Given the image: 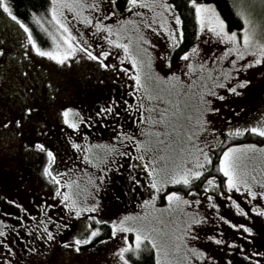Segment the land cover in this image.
I'll use <instances>...</instances> for the list:
<instances>
[{"label": "rangeland", "instance_id": "rangeland-1", "mask_svg": "<svg viewBox=\"0 0 264 264\" xmlns=\"http://www.w3.org/2000/svg\"><path fill=\"white\" fill-rule=\"evenodd\" d=\"M115 1L81 0L73 9L63 5L73 3L74 0H58L57 5L62 22L68 26L74 37L73 43L91 45L89 50L94 54L101 50L108 51L109 56L103 59L108 64L116 65L115 70L101 68L98 61L89 59L79 51L77 56L69 57L64 63L38 55L27 40V33L0 9V49H3L0 59L4 62L2 67L5 71L0 87V207L7 205L15 210L19 218L18 226L10 225L9 229L11 237H20V241L12 243L11 246L15 253L13 264H117L118 258L112 254L122 245L121 237L125 234L118 231L116 237H111L110 223H107L110 228L109 236L100 237L91 245L80 246L78 253L71 247H62L60 241L71 243L73 237L82 234L80 229L85 224L99 226L95 221L87 219L90 216H95L100 221L118 222L120 218L131 215L137 217L139 222L145 212L148 213V220L152 222L153 227L158 230L156 238L161 248V264H189L185 261L184 245L174 237L179 234L177 226L182 225L191 216L208 217L207 224L196 228L199 240H188V244H194L206 252L213 258L214 264H227L228 261L231 264H256L257 260L264 264L263 258L255 255L264 251V216L251 211L252 205L264 207V198L259 195L247 196L243 185L240 186L239 192L235 189L229 191L224 186L226 178L222 173H217L218 160L215 156L207 175L193 185L198 195H189L192 189L183 184H165L154 207L145 208L142 206L143 200L129 196L127 190L130 186H127V189L117 185L119 172L108 170V178L99 180L100 176H104L102 169L117 163L112 160L107 146L116 143L118 127L112 123L89 125L86 119L78 121L77 129L64 123L61 112L66 107L77 110L84 117L92 116L93 120L100 121V118L95 117L100 105L107 106L113 97L117 101H127L132 105L131 108L141 114L138 132L134 135L128 128L119 129L123 133L134 135L138 141L150 144L154 150L153 154H149L151 158L163 157L158 160V167L167 165L170 171L180 165L184 159H188L187 154L193 152L192 145L201 147L205 143L220 141L214 149L217 156L227 146L255 145L254 148L239 150L240 168L246 173L253 191L258 194L264 191V137L250 131L239 136H229L227 132L230 127H247L264 117V64L255 65L246 71L241 70L237 77L231 64L232 59L236 58L235 53L219 59L224 48L231 45L210 39L206 21L203 31H200L197 22L196 38L185 50L196 46L197 51L190 53L189 59L194 66L202 64L203 70L195 67L194 71L190 72L187 68L188 61L181 59L185 51L172 57L176 46L170 44L169 32L176 27L172 17V11L176 10L170 0H139L131 6L127 2L122 10H118ZM164 2L172 5L173 9L165 10L162 7ZM93 3L99 4L100 11L86 6ZM145 4L151 7H144ZM247 5L243 9L237 8L238 12L243 10L248 14L258 26L257 38L264 40V0H251ZM216 11L218 12L217 9ZM86 18H91L93 24H86ZM96 20L112 26L110 39L116 41V44L110 45L104 39L109 35L107 30L97 31ZM161 23L168 31L161 27ZM57 29L58 26L51 22L49 29L41 34L43 40H50L49 44H38L42 49L51 50L53 35L63 44L62 30ZM240 29L235 30L238 35ZM227 30L233 31L228 28ZM119 44H128L130 54L137 59L143 87L136 84V68H133L130 59L124 58L123 49ZM252 59L253 53L249 51L238 64L247 63ZM172 73L180 78V82L167 81L166 78ZM225 75L232 78L225 81ZM238 79L250 81L243 88H237L239 95L228 93L225 88L220 87L222 83L231 87ZM212 92L217 95H211ZM201 95L205 100L211 101V107L219 109L218 113H204V117L210 121L208 127L215 129V132L197 131V117L203 111L200 104ZM221 95L224 96L223 100L219 99ZM148 96L153 98L149 99ZM119 105L129 109L122 102ZM25 106L37 110L23 119L21 126H17L15 120L22 118ZM161 115L164 116L163 122H159ZM69 118H73L72 114ZM189 132L198 136L199 143L197 140H188ZM88 133L98 134L101 141H93L89 145L84 143ZM37 140L54 151L56 161L52 167L60 173L61 183L58 185L42 175L46 163L45 153L26 147ZM131 143L135 145L134 142ZM73 144L79 147H73ZM127 147L123 152L129 155L123 156L124 159L134 154L133 149ZM140 152L143 153V149ZM86 154L89 156L88 160L84 158ZM109 160L112 162H108ZM208 175L216 177L219 187L205 193L202 191V184ZM96 185H99V188H96ZM56 187L60 188V196L55 193ZM170 191L179 192L186 199H200L201 203L183 206L182 209L175 205L168 207L169 202L165 199V194ZM64 192L76 198L81 205H91L99 201L98 210L85 212L80 217L70 214L61 204ZM221 192L224 195H219ZM208 195L213 196L214 203L219 205L218 209L208 207ZM229 196L248 212V216L239 213L227 199ZM41 205L53 207L42 210ZM217 212L219 216L234 224L252 227L253 233L249 236L243 229L232 228L218 219ZM46 216H51L53 222L48 223ZM42 220L54 233L55 241H49L48 244L39 243L43 255L29 259L25 246L31 248L33 241H42L39 239V234L43 231ZM57 223L61 226L59 231ZM64 224L69 227L64 229ZM1 226L0 231L5 233L6 227L1 229ZM32 228L36 232V240ZM20 232L24 235L20 236ZM127 235L132 242L134 235ZM209 235H215L224 243L216 244L207 240ZM244 236L249 238L244 239ZM233 241L237 246L243 245V248L230 247ZM177 244H180L179 250L176 249ZM153 251L156 257L155 249ZM127 255L130 260L134 257L130 253ZM249 256L251 260L247 259ZM191 264L210 262L207 259L193 260Z\"/></svg>", "mask_w": 264, "mask_h": 264}, {"label": "snow or ice", "instance_id": "snow-or-ice-1", "mask_svg": "<svg viewBox=\"0 0 264 264\" xmlns=\"http://www.w3.org/2000/svg\"><path fill=\"white\" fill-rule=\"evenodd\" d=\"M81 0H74L73 3H67L64 4L63 7H67L69 9H73L76 4H79ZM128 5L131 6L135 3H138L139 0H127ZM189 5L193 6L195 8V18L200 26V31H203L205 28V22L207 21V28L210 32V39H215L220 43L230 44L231 47L226 46L224 48L223 55L219 59H223L227 56H229L232 53H235V59H232L231 64L233 66L232 71L236 73V76H239V73L241 70H247L255 65H261L264 64V40L257 38V32H258V26L255 25L248 14L241 10L238 12V15L243 20V27L239 30L240 35H238L237 31H228L226 21L221 18L219 13L216 11L215 6L212 4H206V3H197L196 0H188ZM58 0H51V5L48 9L51 13V22H54L55 25L58 26L57 31L62 30L61 32V38L63 39V44H61L56 36H52V48L51 50H44L42 49L37 41L33 38L32 32L29 28V26L21 19H19L16 15L13 14V11L7 2V0H0V9L3 10L4 13L7 14V16L15 22L16 25L20 29H22L25 33H27V40L29 41L32 50H34L38 55L42 57H49L52 60L57 61L58 63H64L66 60H68L69 57H75L77 56V52H82L85 56H87L91 60L98 61L99 66L101 68L106 69H116V65L114 64H108L103 59L104 57L109 56L108 51L101 50L98 52V54H94L89 49L91 48V45H85V44H74L73 40L74 37H72L71 32L68 28V26L62 22L60 15L58 14ZM87 7L95 8L97 11H100L99 4L93 3L92 5H86ZM144 7H151L149 4H145ZM162 7L165 10H171L173 9L172 5L167 4L166 2L162 3ZM237 8L243 9L244 5L237 4ZM113 13H109V15H112ZM33 19L36 20L37 23H41L40 18L36 16V14L32 13ZM172 17L175 20V28L172 29L169 32V41L172 46H177L179 42L183 39V32L180 30L181 25V18L178 13L175 11H172ZM86 24H93V20L91 18L85 19ZM43 26V25H41ZM151 27V25H148ZM161 27L165 28V31H168V29L165 27L163 23H161ZM95 28L97 31L101 29H105L108 31L109 35L105 36L104 39L107 40L108 44H116L117 42L110 39L111 32H112V26L111 25H105L100 20L95 21ZM242 41V42H241ZM119 47L123 49V55L125 59H130L132 62L133 68H136V73L134 75V79L136 80V84L139 87H143L142 84V73L140 67H138V61L135 57H133L129 52V46L128 44H119ZM197 51L196 46H193L188 51H185L181 59L187 60V68L190 72L194 71L195 67L201 68L203 70V65H197L194 66L193 62L189 59L190 53H195ZM251 51L253 53L254 59L250 60L247 63L244 64H238V61L243 59V57ZM3 53V49H0V54ZM79 58V57H77ZM120 57H117V60H119ZM207 63V62H205ZM120 67L122 68L123 65L121 64ZM125 74L127 75V70H125ZM117 75H119V72H117ZM229 75H225L224 80L227 81L231 79ZM167 81H176L180 82V78L175 74L172 73L170 76H168ZM250 81L246 79H238L235 84H233L231 87L227 85V83L220 84V87H223L226 89L228 93H234L236 95H239L240 93L237 91V88H243L247 84H249ZM211 95L216 96V92H212ZM149 99H152L153 97L148 96ZM220 100L224 99V96H219ZM124 103L128 106L129 109H131L132 105L128 104L127 101H117L115 97H113L107 104V106L100 105L99 111L95 113V117L100 118L101 123L103 122V117L109 114L114 115L115 117H118L120 115L119 112L115 111V107L119 103ZM200 104L203 107V111L200 113V115L197 117V125L199 126L197 131L202 133L204 131H211L215 132V129L209 128L208 125H210V121H208L204 117L205 112L209 113H218L219 109L211 107V101L205 100L204 96L201 95L200 97ZM142 106V105H141ZM36 108L25 106L23 108V114L21 119H16L15 124L17 126L22 125L23 119H26L28 116L31 115L34 111H36ZM70 114H72V119L70 120ZM61 115L64 118V123L70 124V126L73 129H77L79 127L78 121L80 120H87L89 125L93 122V117L88 116L84 117L82 116L77 110L73 108H64L61 112ZM189 119H191V116H189ZM231 119V118H229ZM164 121V116L161 115L160 121ZM251 132L253 134H258L261 137H264V117L261 118L260 121H257L255 124H249L247 127H230L227 129L228 135H243L246 132ZM159 135V134H157ZM119 136H122L123 139L128 140L130 142L135 143V147L137 149L138 154L134 157L135 160L140 161V165H136L133 163L128 164V168L133 170V172L139 168L140 169V175L146 176L147 182H142L141 179H139L136 175L133 174V172L129 173V180L133 185V192L136 191L135 186H139L141 188H144L149 193V198L144 199L142 201V206L145 208L149 206L155 205L158 195L163 191L165 184H183L187 188H191V192H189V195H198L196 192V189L193 188V185L201 180L203 176L207 175L208 170L212 166L213 158L218 160L217 164V173H222L223 176L226 178L224 180V186L229 190L235 189L237 192L241 191L240 186L243 185V188L247 190V196L250 197H256L259 195L260 197L264 198V191H261L259 194L255 191H253L248 183V180L246 178V173L240 168V155L239 150L241 148H254L255 145H231L227 146L222 149L221 154L218 156L214 152V149L217 148L220 141H215L211 144H203L201 147H196L195 145H192L193 152H190L187 154L188 159H184L180 165H177L173 167L170 171L167 168V165L164 167H158V160L163 159V157H157L155 159L151 158L149 154H153V147L145 142H141L135 139L134 136H131L129 134L121 132ZM187 138L189 141L197 140L199 143L198 136L195 135L192 132L187 133ZM224 143H227V141H224ZM29 149H34L37 152H43L46 155V163L43 166L42 169V175L45 176L49 181L53 182L54 184H60L61 181L59 179L60 173L56 172L52 165L56 161V156L54 154V151L46 147V145L39 140L35 141L34 144L26 145ZM73 147H79L77 144H73ZM109 149V153L112 154V156H125L129 155L127 152H120L119 148H117L115 145H109L107 146ZM143 149V153L140 152V150ZM107 155V154H106ZM202 157V161H201ZM85 160L89 159V156L85 155ZM147 161V162H146ZM108 162H112L109 160ZM191 165V166H190ZM106 169H102V171H105ZM105 177L102 175L99 177L100 181H103ZM71 187V185H68ZM219 187L218 182L216 181L215 176L208 175L207 179L203 180L202 184V191L207 193L210 189H214ZM96 188H99V185H96ZM55 193L57 196L61 195V191L59 187L55 188ZM219 195H224L223 192L219 193ZM165 199L169 202L168 207H172L173 205L180 207L181 209L183 206L192 205L193 203L199 205L201 203L200 199H186L184 196L181 195V193L176 191H170L165 194ZM206 199L208 201V207L209 208H219V205L215 204L213 201V196L208 195L206 196ZM228 200L231 201V204L239 211V213L248 216V212H246L243 208H241L240 204H238L235 200H232V198L229 196L227 197ZM15 203V202H13ZM61 204L65 209L69 211L70 214H74L77 217H80L85 212H95L98 210L99 207V201H97L94 204L88 205L84 204L81 205L78 200L74 197H72L68 192H64ZM41 209L50 208L53 207V205H41ZM251 211L253 213H257L260 216H264V207H260L259 205H252ZM198 215V214H197ZM216 216L220 221H224L228 223L232 228H239L243 229L244 233L249 234V236L253 233V228L246 226L244 224H234L230 220H226L225 217L219 216V213H216ZM48 223H52V217L46 216L45 218ZM89 221H95L97 225H100L102 223H110L111 224V237H116L117 232L124 233L121 237L122 239V245L116 249V251L112 254L115 257H117V264H132V261L128 258L127 254H131L134 257H139V255L146 249L151 248L155 249L156 251V264H161V248L157 244V238H156V232L158 231L156 228L153 227V224L150 220H148V213L145 212L143 217H140L139 222L137 220V217H133L131 215L125 216L119 219L117 222L116 220L111 221H100L97 220L95 216H90L87 218ZM131 222V223H129ZM208 223V217H199L197 216H191L188 219L185 220V222L182 225L177 226V230L179 232L178 235H175V240L180 241L181 244L184 245V248L186 249V255H185V261L191 262L193 260H200L203 261L207 259L210 264H214L213 258L211 256H208L206 252L203 250L195 247V245L189 246L188 240L198 241L199 236L197 235L196 228L202 224ZM41 225H43V231L39 234V239L43 240L45 244H48L49 241H55V236L52 231L49 230L48 224H46L43 220L41 221ZM60 225L57 223V231L60 230ZM64 229H67L69 227L68 224H64L62 226ZM102 228L92 227V225L85 224L81 227L80 232L82 234H78L77 236L72 238L71 243L69 241H60V244L64 248H73L74 251L77 253L80 251V246L87 245L90 241L93 240L94 237H98V235L101 233ZM128 233H132L134 235V239L132 242L129 241ZM5 233L3 231H0V236H4ZM244 239H248V236H244ZM207 240L214 241L216 244H223L224 241L221 239H217L215 235H209L206 237ZM99 243H104V241H99ZM3 247L7 249V253L3 259V264H11V260H9L7 257L8 255H13V249L9 244H3ZM230 247H240L243 248V245H236L235 241L231 242ZM180 244L176 245V249L179 250ZM26 251L28 252H35L36 248H28L25 246ZM190 254V255H189ZM255 255L264 256V252L255 253ZM248 260H251V257H247ZM227 264H231L230 261L227 262ZM256 264H260V261L257 260Z\"/></svg>", "mask_w": 264, "mask_h": 264}, {"label": "trees", "instance_id": "trees-1", "mask_svg": "<svg viewBox=\"0 0 264 264\" xmlns=\"http://www.w3.org/2000/svg\"><path fill=\"white\" fill-rule=\"evenodd\" d=\"M176 12L181 18V27L183 32V39L173 49L172 57H176L181 52L185 51L195 40L197 35L198 23L195 18V8L189 5L188 0H170ZM251 0H196V2L212 3L218 10L221 17L226 21L228 29L238 30L242 25V20L238 15L237 4L247 5ZM13 14L19 19L23 20L30 28L33 38L38 44H49V41L43 40L41 34L49 29L50 25V0H7ZM127 0H116L115 4L118 10L124 9ZM248 6V5H247ZM35 13L40 18L41 23H37L32 17ZM43 25V26H41ZM41 32V33H40ZM102 228L101 233L94 240L90 241L88 245L93 244V241L100 237L110 235L109 225L102 223L99 225ZM132 264H156V257L153 249L146 248L139 257H131Z\"/></svg>", "mask_w": 264, "mask_h": 264}, {"label": "flooded vegetation", "instance_id": "flooded-vegetation-1", "mask_svg": "<svg viewBox=\"0 0 264 264\" xmlns=\"http://www.w3.org/2000/svg\"><path fill=\"white\" fill-rule=\"evenodd\" d=\"M1 58V56H0ZM3 61H1L0 59V87L2 86V80L4 79V74L5 71L3 70ZM115 111L119 112L120 115L118 117H115L114 115L111 114V116H104L103 122L101 123V121L94 119L92 124L93 125H103V124H109L112 123L113 126L116 125L118 127V132H117V139H116V143L114 144L117 148H119V150L122 149L123 152L125 147H131V149H133V156L129 157L128 159H124L123 156H112L113 159L117 161L116 164H111L110 166H108V168L103 171L104 177L105 179L108 178L109 173L107 172L108 170H114L116 172H119V177L117 178V185L119 187H127L130 186L129 190H127V193L129 194V196L133 199H139V200H144L149 198V193L144 189L141 188L139 186H135L136 187V191L133 192V185L129 180V173L133 172V170L128 168V164L129 163H133L136 165H140V161H137L134 159V157L138 154L137 149L135 147L134 144H132L130 141L123 139L122 136H119V134L122 132L119 128H128L130 129L134 135L137 134L138 132V127L141 121V114L134 108L131 109H127L125 108V106L123 105H119L117 104V106L115 107ZM95 123V124H94ZM128 124V125H126ZM133 135V136H134ZM93 141H101V138L98 134L95 133H88L85 137V140L83 141L86 144H91V142ZM90 142V143H87ZM83 143V144H84ZM127 147V148H128ZM126 150V149H125ZM120 160V162H119ZM147 162V161H146ZM134 175H136L139 179L142 180V182H147V178L146 176L140 175V169L137 168L134 172ZM128 189V187H127ZM131 189V190H130ZM15 210H12L11 208L7 207V205H3L0 207V226L1 229H4V226L6 227V231H5V235L4 236H0L1 237V241H0V264H3V259L7 253V249H5L3 247V244H9L10 246H12V243H15L17 241H20V237H11L9 229H10V225L12 226H18L17 224L19 223V218L18 216L15 214ZM38 226V225H36ZM36 226L34 228H36ZM34 228H32L31 230H33L34 232ZM35 233V240H36V232ZM24 234L22 232H20V236H23ZM44 242L36 240L33 241L31 244V248L35 247L36 251L35 252H27L26 256L29 259H33L36 256L39 255H43V253H41V249L39 247V243ZM261 252V251H259ZM258 252V253H259ZM264 252V251H263ZM261 258H263L264 260V256H260ZM9 260H11V264H13V260L15 258V253L13 255H8L7 257Z\"/></svg>", "mask_w": 264, "mask_h": 264}]
</instances>
